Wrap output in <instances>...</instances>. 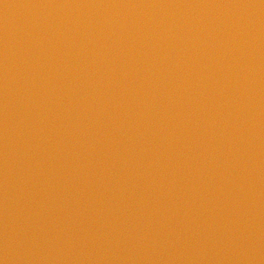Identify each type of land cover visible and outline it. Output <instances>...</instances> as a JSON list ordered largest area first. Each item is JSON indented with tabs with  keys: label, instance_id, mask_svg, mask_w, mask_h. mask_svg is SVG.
I'll use <instances>...</instances> for the list:
<instances>
[{
	"label": "water",
	"instance_id": "obj_1",
	"mask_svg": "<svg viewBox=\"0 0 264 264\" xmlns=\"http://www.w3.org/2000/svg\"><path fill=\"white\" fill-rule=\"evenodd\" d=\"M0 264H264V243L0 183Z\"/></svg>",
	"mask_w": 264,
	"mask_h": 264
}]
</instances>
